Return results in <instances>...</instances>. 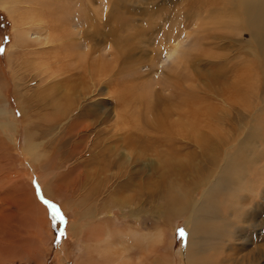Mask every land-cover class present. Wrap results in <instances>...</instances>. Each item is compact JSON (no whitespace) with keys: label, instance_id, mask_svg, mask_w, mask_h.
I'll list each match as a JSON object with an SVG mask.
<instances>
[{"label":"rangeland","instance_id":"374dc122","mask_svg":"<svg viewBox=\"0 0 264 264\" xmlns=\"http://www.w3.org/2000/svg\"><path fill=\"white\" fill-rule=\"evenodd\" d=\"M56 1L78 49L74 56L62 46L58 60L55 49L47 51L54 59L48 72L32 52L45 32L23 24L31 32L22 46L21 24L0 0V110H8L0 117L7 125L0 127V211L9 181L19 178L32 183L43 206L39 228L23 225L31 242L8 246L12 253L0 255V264H76L86 238L75 224L87 223L88 231L105 209L110 231L163 232L161 243L135 252L146 253L142 264H160L166 254L170 264H192L188 218L240 146L263 153L245 165L251 190L244 200L221 199V210L245 223L233 225L231 241L210 248L198 264H264V74L250 71L247 94L229 93L225 101L211 90L230 92L247 78L242 64L252 48L233 21L232 0ZM187 114L198 127L185 136L177 122ZM39 142L42 161L27 149ZM185 196L191 200L182 209ZM5 220L0 215V228Z\"/></svg>","mask_w":264,"mask_h":264},{"label":"bare ground","instance_id":"6f19581e","mask_svg":"<svg viewBox=\"0 0 264 264\" xmlns=\"http://www.w3.org/2000/svg\"><path fill=\"white\" fill-rule=\"evenodd\" d=\"M21 1L22 0H2V2H4L3 4L9 5L12 12H14V18H16V23L21 24L18 26L16 25V28L19 30H17L18 32L21 31L25 34L20 40L22 46H25V44L27 43V37L29 35V32H31V28H28L26 26L24 27L23 24H26L30 27L36 26V28L39 30L38 32H45V39L40 42L42 44L41 48H36L35 51L32 50V52H35L37 54L35 63L38 65V69H40L41 67L45 71L48 70V72H50L49 69H54V66H51L52 63H54L52 62L54 61V59L52 61L50 60L51 57L47 52L49 50L55 49L56 53L54 57L55 59L57 58V60L60 57L59 51L62 46H65L67 48L68 53L70 52L69 54H74L75 56L76 52L74 53V51H77L78 49H76L77 33L75 32V30L73 31L72 29H64L66 25L64 24L65 27L62 25L61 18L65 17V14L61 12L60 9L56 8L57 6H59L58 1H56V4L54 0H25L23 2ZM19 3H24L25 5H27L26 8L21 7L23 11L19 8L18 5H21ZM232 6L235 7V15H231L233 16V21H236L237 29L240 34L243 32H246L248 34L249 39L246 41V45L249 48H252V52H249L250 54L248 53V55H246L247 57H245L246 59L245 61H243L242 64L243 69H245L242 71L245 73V75H247L246 81L243 80V82L234 84V88L231 89L230 92L225 91L223 92V94L221 93V91L211 88L212 92L224 98V101L225 99L230 97L228 96L229 93L238 94L240 92H244L247 94V84L252 87L250 77L248 76L250 71L253 72L257 68L259 72H262V74H264V0H232ZM223 13L225 12L223 11ZM73 14L75 16L74 12ZM68 42V46L70 47V49H68L67 47ZM71 47H73L74 49H71ZM45 54H48V56H42ZM257 55H260L259 58H261L259 59L261 60L260 65L256 64ZM61 58L62 60L64 59L63 57ZM42 65H44V67H42ZM61 67L58 65V69L56 70H61ZM42 69H40V71ZM41 74L43 73L41 72ZM21 76L22 75L19 73L17 75V79H20ZM220 78V76L215 74L212 79V82H218ZM243 85L245 86L244 88H242ZM226 96L228 97L226 98ZM234 99L236 100L235 96L232 97L231 101H234ZM7 111L8 110L5 107L1 109L0 117L5 115ZM189 111L194 112V110L192 109H190ZM190 123L191 121H189L188 119V114L183 117L180 121H178L177 124L179 125L180 133L181 129L182 134L185 132V136H187L186 133H189L192 130L196 131L198 126H194L193 128H191L189 125ZM6 126V124L0 121V127L5 128ZM199 135H202L201 131ZM250 135L251 136L247 138L248 140L253 139V134L251 133ZM41 145L42 142L30 144V146L27 147L29 152L26 148L25 151L28 152L31 158L33 159L34 153H37L34 151L38 150V159H36L37 161H42V159H44V156L39 150L41 148ZM34 148L36 149L34 150ZM242 150V146H240V148L228 154V160L222 172L223 177L220 176L217 181L211 185L209 190H207L204 194L202 201H200L196 205L195 214L189 216L188 218L185 238L188 241V245H186L188 246L189 250L188 258L190 259L192 264H198L201 256H204L206 260L208 258L207 254L210 248L214 246L217 247L219 243L224 244L226 242H230L231 239H229L230 241H228L226 240V238H231L230 232L232 226L239 223H245V221L241 218V214L233 216L231 213H229L228 215L222 212L221 210V199L223 201V199H228L229 197L231 200H234L235 198L244 200V191L246 190L248 192L249 190H251L249 189L246 183L247 177L245 165L247 162L256 163L257 159L260 157L258 154L263 153L261 152L263 149H258L254 147L252 150L249 151ZM260 158L258 160H260ZM77 167L78 166L74 165L68 168L69 170H67V173L69 171L73 172L75 169H77ZM261 171H264V165L261 166ZM224 181L227 182L230 186L226 184L229 187L222 186L221 188L220 185H222V182ZM8 186V190H4L5 192H3V209L0 211V215L4 216V219L7 220H5L6 226H4L3 224L2 228H0V237H2L0 239L4 240H0V246H3L4 243L6 244V247L0 248V255H2L4 258H8L9 255L12 253V248L8 246L12 244L21 245V243L27 241L31 242V240L28 238L29 236H22V234L25 232V226L27 227V221H31L32 227L39 228L42 223L41 214L43 212V206L37 200L36 191L32 187V183L30 181L23 178L10 180ZM249 196L252 197V195ZM190 200L191 198L189 199L186 196L185 198H182L180 202L182 204V209H187L189 207L188 205ZM11 207H16L17 211H12ZM219 213H223V215H219ZM6 214H8V216H6ZM99 214L95 215L96 220L93 222L95 224H93V226L89 228L88 231H85V228H88L86 227L87 223L82 225L80 222H78V224H75V227H78L76 232H85L86 238V241L84 243L86 247L85 258L80 259V261H78L76 264H142V256H144V254L146 253H141L142 256H135L136 253H139L138 250L145 249L146 251H148L154 245H156L157 243H161L162 241V231H155L154 233L148 232L144 234H140V231L137 232V230L129 232L128 234L121 232L119 229L110 231L109 225L112 221L110 211L105 209V211H102ZM13 221L15 222V224ZM2 223H4V221ZM19 224L22 226H20ZM23 225L25 226L23 227ZM21 252H25L27 255H29L28 250H21ZM168 255H162L163 257L159 258L160 264H170V256ZM202 264L208 263L204 261Z\"/></svg>","mask_w":264,"mask_h":264}]
</instances>
